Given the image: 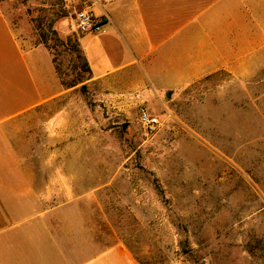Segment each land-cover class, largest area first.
Wrapping results in <instances>:
<instances>
[{"label": "rangeland", "instance_id": "obj_1", "mask_svg": "<svg viewBox=\"0 0 264 264\" xmlns=\"http://www.w3.org/2000/svg\"><path fill=\"white\" fill-rule=\"evenodd\" d=\"M8 1L16 13L30 9L46 33L65 15L58 27L71 41L54 54L65 89H73L20 128L36 131L28 135L34 161L78 164L62 169L93 194L81 202L96 239L124 242L140 264H264V70L234 80L221 72L163 97L108 100L87 80L74 46L86 0ZM70 102L77 114L72 146H45L43 118ZM143 107L160 120L153 134L141 122ZM33 169L48 176L56 168Z\"/></svg>", "mask_w": 264, "mask_h": 264}, {"label": "crops", "instance_id": "obj_2", "mask_svg": "<svg viewBox=\"0 0 264 264\" xmlns=\"http://www.w3.org/2000/svg\"><path fill=\"white\" fill-rule=\"evenodd\" d=\"M86 8L103 26L79 43L89 83L105 99L163 97L221 72L234 80L264 70V0H86ZM61 21L55 29L67 37ZM72 89L39 42L28 8L16 13L0 0V264H140L124 242L96 239L81 202L93 194L62 169L78 164L34 161L29 153L28 135L36 131L20 121ZM42 125L45 146H70L77 128L72 103L45 115ZM36 166L56 169L45 176Z\"/></svg>", "mask_w": 264, "mask_h": 264}, {"label": "built area", "instance_id": "obj_3", "mask_svg": "<svg viewBox=\"0 0 264 264\" xmlns=\"http://www.w3.org/2000/svg\"><path fill=\"white\" fill-rule=\"evenodd\" d=\"M77 29L82 34L98 33L101 31L103 21L92 11L85 9L77 13ZM140 119L147 133H155L161 123L157 116H153L146 108L140 109Z\"/></svg>", "mask_w": 264, "mask_h": 264}, {"label": "trees", "instance_id": "obj_4", "mask_svg": "<svg viewBox=\"0 0 264 264\" xmlns=\"http://www.w3.org/2000/svg\"><path fill=\"white\" fill-rule=\"evenodd\" d=\"M28 13L31 15L30 9H28ZM64 17H65L64 14H59L58 17L55 20L51 21V23L49 24L48 33H46L44 31H42L43 29L41 28V26H39V27L35 26L36 20L31 15V20L34 23L35 31H36V33L38 35L39 42L41 44L45 45L51 51V54L53 55V61H54L55 65H56V69H57V72H58L59 76H60V70H59V67L56 64V60H55L56 56L54 54V51L58 47L69 46L71 38H70V36H68L66 38L61 37L60 34L58 33V31L54 28V24H56L58 21H60ZM79 39L80 38H76L75 39V42H76L77 46L76 45H74V46L77 49V51H81L82 52V49H81L80 43H79ZM50 42H52L53 44L51 45ZM84 66H85V69H86V73H88V75H89V78L87 80H90L91 79V70H90V67H89L85 57H84ZM62 83H63V85L66 86V84L64 82H62ZM76 85L77 84L74 83V84H72L70 86L68 85V87L72 88V87H75Z\"/></svg>", "mask_w": 264, "mask_h": 264}]
</instances>
